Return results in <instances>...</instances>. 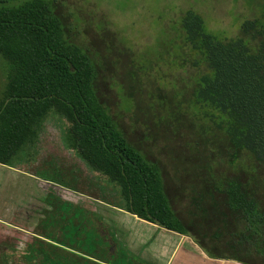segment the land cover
<instances>
[{
    "label": "trees",
    "instance_id": "16d2710c",
    "mask_svg": "<svg viewBox=\"0 0 264 264\" xmlns=\"http://www.w3.org/2000/svg\"><path fill=\"white\" fill-rule=\"evenodd\" d=\"M57 2L0 0V56L8 68L0 94V165L16 168L54 114L67 123L64 141L106 183L95 200L191 238L210 259L264 264V26L245 20L238 36L219 38L193 10L182 14L179 56L184 52L197 71L181 86L185 103H173L178 85L161 89L156 81L153 93L134 100L132 110L158 127L144 135L166 142L160 153L171 170L168 179L159 162L128 140L101 100L99 69L85 49L66 38ZM51 172L53 178L35 176L79 193L76 178L55 167ZM47 202L40 238L25 246V264H133L121 249L109 261L89 221L80 241L73 222L70 236L65 230L54 237L69 205L55 197ZM62 239L77 253L65 250Z\"/></svg>",
    "mask_w": 264,
    "mask_h": 264
},
{
    "label": "rangeland",
    "instance_id": "374dc122",
    "mask_svg": "<svg viewBox=\"0 0 264 264\" xmlns=\"http://www.w3.org/2000/svg\"><path fill=\"white\" fill-rule=\"evenodd\" d=\"M55 8L64 23L66 38L85 49L98 67L96 89L101 100L128 140L149 160L159 162L168 179L171 170L160 151L166 142L161 138L152 141L144 135L146 130H158V127L145 113L135 117L132 110L134 100H144L146 95L153 93L156 81L161 89L178 85L173 89L180 93L189 81L188 76L197 73L191 62L185 60L184 52L179 56L176 39L182 14L193 10L202 17L206 29L219 38L238 36L245 20L256 19L264 26V0H58ZM7 73V64L0 56V94ZM181 94L173 103H185ZM39 130L35 143L24 149L16 168L0 165V224L14 230L27 229L21 240L24 244L31 239L29 230L37 214L48 208L46 194L76 198V193L36 176L53 178L51 171L58 168L65 176L76 178L78 194H88L90 197H86L92 199L101 185L102 188L106 186L104 179L90 171L64 141L67 123L63 119L51 114ZM167 185L173 199L171 181L168 180ZM100 203L95 205L109 206ZM10 231L0 230V264L14 253L7 249L15 244ZM16 245L19 247L14 249L16 253L11 264H25L20 257L23 246Z\"/></svg>",
    "mask_w": 264,
    "mask_h": 264
},
{
    "label": "crops",
    "instance_id": "0c3cea01",
    "mask_svg": "<svg viewBox=\"0 0 264 264\" xmlns=\"http://www.w3.org/2000/svg\"><path fill=\"white\" fill-rule=\"evenodd\" d=\"M68 191L76 193L70 190ZM54 197L57 198L60 203L69 205V207L63 208L64 212L62 213V219L65 223L53 229L55 230L54 237L62 236L59 231L64 232L65 230H67L66 235L70 236L68 228L70 227L69 224L73 222L72 230L77 229V239L75 240L80 241L79 235L85 237V234H87V222L89 221L91 224L89 228L92 229L90 233H92L94 237L103 240L108 252L107 259L109 261H114V258L117 257L114 254L117 250L121 249L128 254L126 261H132L133 264H239L233 261L210 259L200 250L191 238L160 229L135 216L128 213L126 214V212L120 211V209L115 207L107 206L104 208L102 206H96L95 203L100 202L88 198L86 195L76 193V198L72 200L71 198H63V195L58 196L55 193H50L46 194L45 199L48 201ZM100 204H102V202ZM41 217L40 214H37L35 222L29 230L31 239L25 244L21 242V240L23 239L22 236H25L23 231L27 229L22 228L14 230L8 227V225L0 224V230L5 231L9 229V231H12H10L12 233L11 235L15 237L13 240L15 244L9 245L10 247L7 246V249H17L19 246L16 244L22 245L23 248L21 249L22 252L20 257L23 259L22 256L26 244L31 243L35 238H40L38 223ZM63 238L65 239V237ZM64 239H62L63 248L77 253L74 249H71V241H65ZM53 240V244L60 246L58 243H55V239ZM15 253L16 250H14L13 254ZM179 253L181 255H179ZM90 260L99 263L95 259Z\"/></svg>",
    "mask_w": 264,
    "mask_h": 264
}]
</instances>
